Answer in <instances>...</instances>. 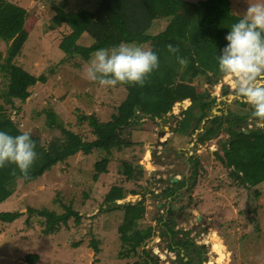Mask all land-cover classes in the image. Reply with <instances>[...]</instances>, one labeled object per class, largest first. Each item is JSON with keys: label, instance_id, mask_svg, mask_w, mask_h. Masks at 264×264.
<instances>
[{"label": "rangeland", "instance_id": "1", "mask_svg": "<svg viewBox=\"0 0 264 264\" xmlns=\"http://www.w3.org/2000/svg\"><path fill=\"white\" fill-rule=\"evenodd\" d=\"M199 1L184 0L180 13L192 17ZM230 1L235 15L264 27V0ZM100 2H0L3 56L9 43L2 39V23L16 7H23L28 11L25 23L28 39L14 62L33 75L47 78L45 83L34 86L27 101L17 99L8 104L3 100L8 81L0 72V104L5 108L2 113L18 125L17 133L28 134L33 144L50 146L58 142L60 131L47 125L49 112H55L67 128L93 140L90 126H78L79 116L95 114L101 122H109L118 107L128 103L127 89L114 79H104L102 71L123 58L131 59L140 69L151 50L150 42L123 44L119 50L108 53L96 52L88 61L82 57L67 59L59 48L71 30L53 22L57 13L94 11ZM150 15L154 19L152 34L162 32L167 20L159 18L152 8ZM79 43L90 46L93 40L85 35ZM236 56L230 72L220 77L216 85L203 83L202 77L195 81L199 90H209L212 99H216L209 114L198 121L196 131H192L195 123H190L192 128L185 133L177 130L192 104L186 100L177 103L162 120L139 119L125 130H118L115 140L122 149L115 147L109 154V172L98 180L95 164L108 157L106 150L71 156L35 181L17 180L13 193L3 188L5 197L0 203V214L19 211L22 216L10 223L0 219V264H31L27 260L30 254L38 255L36 264H133L141 257L134 254L121 257L126 250L121 233L131 232L137 222L140 230L153 229L138 253L144 248L149 250L159 258L158 264H180V251L185 261L192 262L189 264L216 262V240L228 249L229 257L224 264H264V184L251 189L244 187L219 159L224 155V147L230 148L233 141L231 127L248 134L264 129V121L257 117L261 113L264 118V55L250 59ZM193 112L196 121L201 114L198 108H193ZM217 116L221 118L220 129L204 143L200 142L202 133L220 124L215 120ZM52 140L55 141L50 143ZM124 162L134 167L128 180L119 172ZM121 187L138 191L118 202L133 207L112 210L115 206L111 202L117 203ZM172 188L177 191L169 194ZM30 208L49 209L58 214L70 208L81 218L77 222L72 215L67 223L58 225V232L45 234L46 219L38 213L30 214ZM170 212L173 214L169 215ZM161 215L175 223V238L165 233L167 226H162L158 219ZM94 241L99 245V253L93 248ZM176 241L186 247L172 249ZM187 242L193 245L187 246Z\"/></svg>", "mask_w": 264, "mask_h": 264}, {"label": "trees", "instance_id": "2", "mask_svg": "<svg viewBox=\"0 0 264 264\" xmlns=\"http://www.w3.org/2000/svg\"><path fill=\"white\" fill-rule=\"evenodd\" d=\"M183 4L184 0H101L94 11L84 9L57 13L53 22L58 27L66 25L71 30L63 37L59 46L67 59L82 57L88 61L96 52L116 51L123 44L140 45L150 42L151 50L140 69L136 68L131 59L123 58L102 71L104 79H114L127 89L128 103H122L109 122H101L95 114L79 116L78 126H90L95 137L93 140H86L79 131L67 128L59 122L55 112H49L47 125L51 129L59 130L61 136L58 142L52 143L55 141L52 140L50 146L33 144L28 134L17 133L18 125L2 113V108H5L0 104V203L5 197L3 188H8L13 193L17 180L35 181L71 156L79 153L91 155L95 150H106L108 157L95 164V179L98 180L102 174L109 172V154L115 147L122 149V145L115 140L118 130H125L139 119L162 120L177 103L186 100L192 102L177 130L185 133L192 128L190 123H195L192 131H196L198 121L209 114L216 99H212L209 90H199L195 81L202 77L203 83L216 85L217 80L224 74L226 76L236 63V54L245 59L264 55V27L235 15L230 0H201L192 17L180 13ZM151 8L157 12L159 18L168 22L166 28L157 34H152L154 19L150 15ZM27 15L25 8L16 7L2 23V39L9 43V47L5 56L0 51V72L8 81L3 91V100L8 104L17 99L27 101L34 86L47 80L44 75H33L14 62L28 39L25 29ZM85 35L93 40L90 46L79 43ZM193 108H198L201 114L196 121L193 119ZM259 115L264 121L263 115ZM215 120H219L220 124H215L202 133L200 142L204 143L218 132L221 118L217 116ZM230 132L234 137L231 146L224 147V155L219 159L244 187L251 189L264 184V129L249 131L247 134L231 127ZM133 169V164L124 162L119 172L128 180ZM118 189L122 190L119 191L118 198L129 193L138 194V191H128L125 187ZM170 190L169 194H172L177 188ZM111 205L115 206L112 210L125 208L124 206L133 207L115 202H111ZM29 213H38L46 219L43 230L45 234L58 232V225L67 223L72 215L76 216L77 222L81 218L70 208L64 214L34 208H30ZM21 216L19 211L4 212L0 214V219L10 223ZM158 219L162 226H167L165 233L172 239L175 238V223L164 219V215ZM137 223L133 231L121 233L122 245L126 248L121 257L128 258L134 254L139 255L141 260L133 264H158L159 258L149 250L144 248L142 253H138L140 247L150 239L153 229L140 230ZM185 244L193 245L189 242ZM177 246L185 245L176 241L171 248ZM93 248L96 253L100 252L96 241L93 242ZM179 255L180 264L192 263L185 261V255L181 256V251ZM27 260L36 264L39 257L30 254Z\"/></svg>", "mask_w": 264, "mask_h": 264}, {"label": "bare ground", "instance_id": "3", "mask_svg": "<svg viewBox=\"0 0 264 264\" xmlns=\"http://www.w3.org/2000/svg\"><path fill=\"white\" fill-rule=\"evenodd\" d=\"M148 154V153H147ZM149 155V154H148ZM213 234V233H212ZM214 235V234H213ZM217 235L214 236V238L216 237ZM224 243H221L219 240H216L215 242V246H214V253L216 252L217 253V258H216V262L214 261H211L210 263L208 264H215V263H218V264H224L225 262H227L229 255L227 253V250L226 249V246L223 245ZM226 250V251H225ZM225 251V252H224ZM215 253V255H216ZM164 255V254H163ZM161 255V256H163ZM214 255V256H215ZM165 256V255H164ZM163 256V257H164Z\"/></svg>", "mask_w": 264, "mask_h": 264}, {"label": "crops", "instance_id": "4", "mask_svg": "<svg viewBox=\"0 0 264 264\" xmlns=\"http://www.w3.org/2000/svg\"><path fill=\"white\" fill-rule=\"evenodd\" d=\"M245 132H246V131H245ZM246 133L248 134V132H246ZM43 176H44V175H43ZM128 195H130V196H131V194H130V193H129V194H127V196H128ZM127 196H125V197H123V198H119V199H118L116 202L118 203V202H120L121 200H124L125 198H127ZM130 196H129V197H130ZM129 197H128V198H129Z\"/></svg>", "mask_w": 264, "mask_h": 264}, {"label": "flooded vegetation", "instance_id": "5", "mask_svg": "<svg viewBox=\"0 0 264 264\" xmlns=\"http://www.w3.org/2000/svg\"><path fill=\"white\" fill-rule=\"evenodd\" d=\"M259 114H260V113H259ZM259 114H258L257 117H259V119H262L261 115H259ZM262 120H263V119H262ZM186 208H187V207H186ZM182 210H184V208H182ZM184 211H185V210H184ZM171 214H173V213L170 212L169 215H171ZM189 249H190V248H189ZM197 249H198V248H197ZM195 257H196V256H195ZM201 258L203 259V257H201Z\"/></svg>", "mask_w": 264, "mask_h": 264}]
</instances>
